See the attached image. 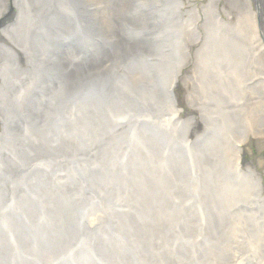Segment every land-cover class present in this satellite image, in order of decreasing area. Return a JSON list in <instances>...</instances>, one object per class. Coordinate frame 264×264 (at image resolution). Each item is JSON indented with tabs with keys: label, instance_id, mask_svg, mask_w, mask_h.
I'll use <instances>...</instances> for the list:
<instances>
[{
	"label": "bare ground",
	"instance_id": "1",
	"mask_svg": "<svg viewBox=\"0 0 264 264\" xmlns=\"http://www.w3.org/2000/svg\"><path fill=\"white\" fill-rule=\"evenodd\" d=\"M221 1L0 0L4 14L16 8L0 29V264H188L208 239L241 240L264 264V229H252L263 208L240 201L262 197V171L243 155V135L231 141L224 116L206 110L200 85L208 57L231 85L247 76L254 49L264 69V0ZM201 14L209 34L196 51ZM181 83L183 111L174 107ZM249 86L244 101L263 111L247 100L264 96V82ZM215 87L236 119V93ZM79 90L89 99L75 102ZM190 127L208 131L192 152ZM231 257L225 247L217 260Z\"/></svg>",
	"mask_w": 264,
	"mask_h": 264
},
{
	"label": "rangeland",
	"instance_id": "2",
	"mask_svg": "<svg viewBox=\"0 0 264 264\" xmlns=\"http://www.w3.org/2000/svg\"><path fill=\"white\" fill-rule=\"evenodd\" d=\"M200 2V0H198ZM105 2V1H104ZM100 3V1L98 2ZM225 1L222 0L221 4H224ZM106 4V2H105ZM254 8L256 9L257 6L254 4L253 5ZM1 8V7H0ZM100 9L101 11H103V4L100 3ZM249 9V8H248ZM249 11V10H248ZM220 16L221 18H218L227 22L229 21V19L227 18V15L222 12H220ZM14 14H16V8L12 5V7H9V9L6 11V13L4 14V12L0 11V29L1 26L4 24L9 23V21L12 20ZM252 16V15H251ZM231 17V16H230ZM232 18V17H231ZM236 19V18H234ZM247 18H245L243 20L242 23H244V21ZM253 19V18H252ZM238 23V20L236 19V21ZM234 22V23H235ZM242 26L245 30H247L249 28V25H245ZM251 25L254 28V24H253V20L251 21ZM232 30V36L236 39L239 40H245L246 38L249 37V41L250 39H252V36H243L241 38V33L237 30L232 28L231 25L227 26ZM224 28V32L223 34H225L226 36H229ZM198 28V34L200 33L201 35V41L197 44L196 47V51L197 48H205V41L202 42V40L206 38V36H208L209 34V28L208 25L205 23V16L203 14H201L199 21L197 22V27ZM254 30V29H253ZM222 34V35H223ZM257 39L260 38L261 36L256 35ZM230 37V36H229ZM254 40V38L252 39ZM256 40V39H255ZM238 42V41H236ZM252 55V62L250 64V66L247 67V76L244 77L242 79L239 78L238 76H235L234 74H232V76H235V82L233 83V85H231V81L230 78H227L226 76H224L222 74V72L220 70H218V68H212L213 66H211L209 64V62L213 61L211 60L210 57H208V60H206V65L208 62V65L210 67V69H208L207 71L204 70V74L203 77H201L200 79V85H201V89L203 92L204 97L206 98V100L209 102L208 104L206 103V110L211 111L214 113L215 116H217V119L220 118V116H224V129L226 132V136H229V139L231 141H234L235 139H240V137L245 138V143L241 144L242 147H244L243 149V155H245L246 159L248 160V164H256L257 168L262 171L263 177H264V109L263 111L260 109H258V112H256L254 110V107H249L246 104V95L250 92V86L249 85H253L255 83H258L260 81L264 82V69L262 67H259L256 64V56H257V51L252 50L251 53H249ZM248 54V55H249ZM246 55V54H245ZM202 63V61H201ZM254 78V79H253ZM250 80V81H249ZM216 83H219L221 85H224L225 87H227L228 89L231 90L232 93H236V98H237V107H235L236 111H237V116L236 119H233L231 117H229L228 113L226 110V108H222V105L219 103L218 104V95L216 92ZM177 92L179 94V98H180V103L179 101L176 99V104L174 107H177L178 109L183 111V107L186 109L187 102H186V94H187V90H186V85L184 83H181L180 86L177 89ZM261 98V99H260ZM248 103H251V105H261L264 106V96L262 95L259 98L256 99H252V100H247ZM181 104V105H180ZM173 105V104H172ZM182 112V116H183ZM219 116V118H218ZM260 116H262V121L259 120L258 118H260ZM256 119L257 121H255L252 124H247L248 122H250L251 120ZM242 121V123H241ZM218 124L214 125V126H210V127H214L216 128ZM250 126L248 128V126ZM192 130H190L189 135L187 137V140L189 142L190 145V152H192V146L195 145V143L197 142L198 138H200L201 136H203L204 133L206 132V127H202L199 128L197 131L196 129H193L195 127H190ZM209 128V127H207ZM223 129V128H222ZM241 130V131H240ZM240 145V144H239ZM240 147V146H239ZM189 154V153H188ZM244 158V157H243ZM186 161L188 163V165H193V163L195 162V160H193L191 155H188V157L186 158ZM239 165L238 169L243 172L246 173V167L244 166V163L241 162V164H237ZM193 168V166L191 167V169ZM257 196H260L259 193H257ZM242 200H249L250 201V205L249 207L246 209L247 211H256L259 210L260 208H263L264 211V194L262 195V197L260 199H256L255 197V193L254 195H250V194H246L242 197ZM260 209V211H261ZM241 211V209L236 210L235 213H239ZM259 211V213H261ZM206 214V210H199L197 212V215H205ZM228 214H230L228 212ZM93 215V214H92ZM262 215V214H261ZM96 216L100 219V215L96 213ZM264 217V214H263ZM230 218V215L229 217ZM198 219V218H197ZM231 220V218H230ZM198 222V221H197ZM261 228L264 229V223L259 224L257 223L256 225L254 224L252 226V229L254 230V232L256 233V230H260ZM206 233V232H204ZM210 233V232H208ZM198 239L201 240V235L198 234ZM216 239H208L207 241H205L202 245H200V247H198L197 250H193L195 252L190 253L189 255H186L189 260H188V264H204V262L202 261V257H203V253H206L207 256H209V264H221L224 262V260L219 261L217 260V256L220 254V252L225 248L228 247L230 253H232L233 257H231L229 260H226L223 264H261V259L254 254H250V250L251 247H249L247 249V247L240 243L241 240H237L231 242L230 244H216ZM186 242V241H184ZM137 251V249H136ZM136 251L134 253H132L133 256H136L135 254ZM192 252V251H191ZM245 256V257H244ZM187 261V259L183 262L185 263ZM218 261V262H217Z\"/></svg>",
	"mask_w": 264,
	"mask_h": 264
},
{
	"label": "water",
	"instance_id": "3",
	"mask_svg": "<svg viewBox=\"0 0 264 264\" xmlns=\"http://www.w3.org/2000/svg\"><path fill=\"white\" fill-rule=\"evenodd\" d=\"M79 92V94L76 96V94L74 95V96H76L75 98H74V101L75 102H77L78 101V99H80V100H82V98L83 99H89V93L87 92V91H82V90H79L78 91ZM81 92V93H80ZM73 96V97H74ZM130 120H132V121H134L135 120V118H129ZM137 124H139V125H141V123H137ZM164 141H166V145H164V147H165V150L166 151H170V145H168L169 144V141H167V140H164ZM199 142H200V140H197V144H199ZM130 152H131V147H130ZM99 153H97V155H98ZM185 157H188V155L187 154H185L184 155ZM97 159L98 158H95V159H91V162H93L94 164H96L97 162ZM87 165H89V164H87ZM102 165V164H101ZM7 166V165H6ZM86 167V166H85ZM191 167H192V165H191ZM85 170H86V168H85ZM128 170V167H127V165H124V168H123V171L125 172V171H127ZM70 171H72V170H68L67 172H66V174L67 173H69L70 175V177L68 178L71 182H74V175H73V172L72 173H70ZM98 170H95L94 172H93V170L91 171V172H89V173H87L88 175H91V174H93V176H97L98 174V172H97ZM83 173H85L84 171H83ZM11 210V209H10ZM12 211V210H11ZM11 213H17V212H11ZM15 220L17 221H22V219L21 218H19V217H16L15 218ZM17 221V222H18ZM12 222H14V220H12ZM20 231H21V233L22 234H24L26 237H27V240H33L34 238H31L32 237V234H33V232H32V230H31V228H24V226L23 227H20ZM90 235V234H89ZM79 241H81V240H79ZM78 241V242H79ZM78 242H76L75 244H77ZM83 242V241H82ZM82 242H80L79 244H77V245H75L74 244V246L73 247H75L76 249H79L80 248V246H81V244H82ZM87 242V241H86ZM86 242L83 244V246L82 247H84L85 246V244H86ZM73 255V254H72ZM68 257H64L61 261H60V264H62V263H64V261L67 259ZM33 259V258H32ZM35 259L37 260V261H40V257L39 256H37V257H35ZM58 259V258H57ZM53 263H55V264H58V261L57 260H54V261H52ZM52 262H48V264H51ZM74 262H76L75 261V259H71V260H68L67 261V264H74ZM23 264H27V261H24L23 262Z\"/></svg>",
	"mask_w": 264,
	"mask_h": 264
}]
</instances>
